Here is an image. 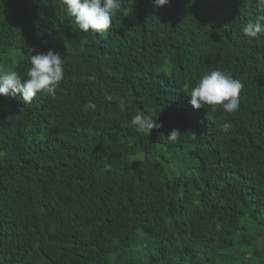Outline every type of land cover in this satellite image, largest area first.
<instances>
[{
    "label": "trees",
    "instance_id": "1",
    "mask_svg": "<svg viewBox=\"0 0 264 264\" xmlns=\"http://www.w3.org/2000/svg\"><path fill=\"white\" fill-rule=\"evenodd\" d=\"M129 6L94 34L61 0H0V71L65 60L54 97L0 95V264H264V33H242L262 10ZM215 69L244 85L234 113L189 103ZM141 111L161 125L148 136L130 126Z\"/></svg>",
    "mask_w": 264,
    "mask_h": 264
},
{
    "label": "clouds",
    "instance_id": "2",
    "mask_svg": "<svg viewBox=\"0 0 264 264\" xmlns=\"http://www.w3.org/2000/svg\"><path fill=\"white\" fill-rule=\"evenodd\" d=\"M123 8L124 16L132 12V4ZM170 0H152L156 8L168 5ZM191 2V0H190ZM257 6L262 10L252 22L245 24L242 33L247 37L255 38L264 33V0H256ZM61 4L66 14L72 18L78 28L83 32L103 33L112 27L113 16L123 7V0H61ZM32 51V49H31ZM30 67L26 72V79L15 70L0 71V95L15 96L20 94L24 103L30 104L37 94H44L54 97L56 89L63 81L65 75V60L60 53L48 50L30 55ZM95 79V77H90ZM244 85L241 80L234 78L231 74L220 69L210 70L203 73L194 86H192L189 103L194 109L205 108V105L220 106L226 113H234L240 107V93ZM109 102H117L119 110H126L127 98L115 97L109 93L105 95ZM96 104L87 102L82 106V110L87 113L94 110ZM130 126L137 133L148 136L152 129L161 127L151 116L144 112H138L131 118ZM223 132H228L232 128L231 122H224L220 125ZM180 131L173 128L167 136L168 141L177 142L180 139ZM195 138V134H193Z\"/></svg>",
    "mask_w": 264,
    "mask_h": 264
}]
</instances>
